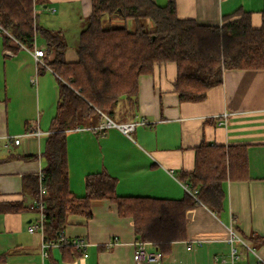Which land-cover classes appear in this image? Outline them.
Masks as SVG:
<instances>
[{
    "label": "crops",
    "instance_id": "0c3cea01",
    "mask_svg": "<svg viewBox=\"0 0 264 264\" xmlns=\"http://www.w3.org/2000/svg\"><path fill=\"white\" fill-rule=\"evenodd\" d=\"M154 1L160 6L173 2L179 18L207 26H221L226 17L246 11L259 28L264 9V0ZM35 10L40 27L64 35L65 60L77 61L76 47L93 0H35ZM35 46L48 49L41 36ZM34 47L13 38L6 44L0 34V203L18 201L27 207L36 198L26 192L24 179L37 177L46 165L42 152L57 114L61 81L47 65L36 63ZM176 79L172 63L140 77L135 113L113 120L144 122L130 136L117 128L96 131L105 116L93 127L67 132L71 191L84 196L85 177L107 171L118 179L119 196L182 200L192 192L177 174L193 172L201 145H244L248 178L225 182L224 210L217 214L199 204L188 211L187 239L173 243L159 263L147 264H264V244L257 240L264 238V69L226 70L222 85L201 102L181 101ZM31 157L36 159H25ZM90 210V218L69 215L63 232L66 242L87 244L85 250L69 245L80 253L64 244L44 247L41 232L29 231L38 219L35 211L0 213V264H48L50 253L58 264H136L132 219L120 216L107 200L92 201ZM231 229L242 242L232 244ZM148 248L157 251L151 244Z\"/></svg>",
    "mask_w": 264,
    "mask_h": 264
},
{
    "label": "trees",
    "instance_id": "16d2710c",
    "mask_svg": "<svg viewBox=\"0 0 264 264\" xmlns=\"http://www.w3.org/2000/svg\"><path fill=\"white\" fill-rule=\"evenodd\" d=\"M105 17L109 24L115 17L124 24L105 27ZM261 18V26L255 28L251 13L239 11L221 26H207L179 18L173 2L160 6L154 0H93L76 47L78 59L67 62L64 35L38 25L35 0H0V24L27 48L41 36L48 48L45 63L61 80L57 114L42 152L45 243L64 244L80 253L63 239L69 215L90 218V203L107 200L120 216L132 219L138 241L153 245L164 256L173 243L187 239L188 211L199 204L217 214L224 210L225 182L248 178L244 145H201L193 172L177 174L192 192L182 200L119 196L118 179L107 171L87 175L85 195L79 197L70 188L67 132L93 127L104 116L115 120L120 102L127 100L135 107L140 77L161 65L177 66L175 91L183 102L204 101L212 88L222 85L226 70L264 69V9ZM12 38L5 35L6 44ZM24 180L26 192L39 198L38 176ZM26 211L31 210L22 202L0 203V213ZM257 240L264 244V238ZM48 257V264H58L51 253Z\"/></svg>",
    "mask_w": 264,
    "mask_h": 264
},
{
    "label": "built area",
    "instance_id": "2783aa9c",
    "mask_svg": "<svg viewBox=\"0 0 264 264\" xmlns=\"http://www.w3.org/2000/svg\"><path fill=\"white\" fill-rule=\"evenodd\" d=\"M0 34L6 35L10 38L11 35L8 33V31L0 24ZM32 54L36 60V63L38 65H45V57L48 54V49H44V48H38V47H34ZM106 117V123L101 124L100 126L94 128L96 131H105L108 128H117L118 130H120L122 133H124L126 136H130L131 133H133L137 126L139 124H142L144 122H137V121H132V122H124V123H116L115 121H113L112 119H110L109 117ZM41 132L40 131H34L32 132V135H40ZM15 143L19 144L20 143V138L15 139ZM38 178H39V198L35 199V201L28 203V208L32 211H35L38 213V219L37 221L32 224L29 228L30 232H35V231H40L41 234L44 236V222L46 219L45 216V204L43 201V197L46 195V188L44 187V172L43 170H40L37 174ZM186 189L188 191H190V189L186 186ZM191 192V191H190ZM231 233V242L232 244L237 242L240 243L242 242L241 238L237 235V233L231 229L230 230ZM66 242V241H65ZM66 243H69L68 241ZM48 244V246L52 245L53 243H45L44 247H46V245ZM70 244H73V246H75L77 249L80 250H85L87 247V244L82 241V240H75L73 242H70ZM61 245V244H59ZM148 243L146 242H142V241H138L136 243V249H135V255H134V259H135V263L136 264H147V263H159L162 260V254L158 251L155 250H150L148 248ZM238 250L237 248H233V254H234V258H238ZM47 257V254L44 253V257ZM85 256H87L85 254ZM260 262L264 263V260H260Z\"/></svg>",
    "mask_w": 264,
    "mask_h": 264
},
{
    "label": "rangeland",
    "instance_id": "374dc122",
    "mask_svg": "<svg viewBox=\"0 0 264 264\" xmlns=\"http://www.w3.org/2000/svg\"><path fill=\"white\" fill-rule=\"evenodd\" d=\"M104 26L105 27H117V26H121L124 24L123 21H113L112 23L109 24L108 22V18L105 17V19L103 20ZM130 26V25H129ZM52 95H51V99H52ZM133 111L135 110V107L132 108V106L130 107V105H128L125 102H120V104L116 107V116H115V120L116 121H121L122 119H127L128 117H131L133 115Z\"/></svg>",
    "mask_w": 264,
    "mask_h": 264
}]
</instances>
